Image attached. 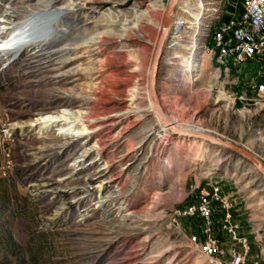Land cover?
Returning a JSON list of instances; mask_svg holds the SVG:
<instances>
[{
    "label": "rangeland",
    "instance_id": "1",
    "mask_svg": "<svg viewBox=\"0 0 264 264\" xmlns=\"http://www.w3.org/2000/svg\"><path fill=\"white\" fill-rule=\"evenodd\" d=\"M168 3L0 0V42L30 18L34 36L45 37L0 51V264H217L203 253L201 219L183 212L213 183L233 202L252 258L263 257L264 177L225 149L163 130L149 109ZM240 8V0H180L176 19L190 23L172 29L158 93L180 126L230 139L264 162L254 60H229L227 72L204 47L209 27L214 48L217 26ZM74 114L95 125L75 126ZM223 213L214 204L229 261L240 245L222 228Z\"/></svg>",
    "mask_w": 264,
    "mask_h": 264
},
{
    "label": "built area",
    "instance_id": "2",
    "mask_svg": "<svg viewBox=\"0 0 264 264\" xmlns=\"http://www.w3.org/2000/svg\"><path fill=\"white\" fill-rule=\"evenodd\" d=\"M241 11L232 16L227 22L219 24L213 33L214 48L207 45L213 27L206 33L204 47L211 50L213 56L227 72L231 69L229 60L233 63H246L258 60L263 69L259 71L262 78L251 77V92L261 100L251 99L255 105L264 110V0H240ZM216 22H220L224 13L219 11ZM214 22L213 24H215ZM241 99L250 100L247 93ZM263 101V103L261 102ZM209 189L202 188L198 195L197 204H189L184 209V214L202 221L200 244L203 253L210 259L220 264H262L264 255L251 256V243L247 236L239 234L240 223L236 221L233 213V202L226 196L218 183L209 185ZM219 203L223 208L222 228L228 232L234 243L231 248L230 260H223L226 254L224 242L216 233L213 216L214 204ZM196 239V237H195Z\"/></svg>",
    "mask_w": 264,
    "mask_h": 264
},
{
    "label": "water",
    "instance_id": "3",
    "mask_svg": "<svg viewBox=\"0 0 264 264\" xmlns=\"http://www.w3.org/2000/svg\"><path fill=\"white\" fill-rule=\"evenodd\" d=\"M179 6L180 0H169V3L166 6L162 30L156 46V51L150 71V97L151 101L154 103L157 109L158 117L173 134L189 139H196L199 141L202 140L212 146L225 149L228 152L232 153L236 158H241L251 163L256 171L264 177V162L255 152L239 145L238 143L230 139L222 138L205 130L199 128L182 127L170 118V116L162 106V102L158 93L159 69L162 56L168 43V38L174 27V20L176 18V12Z\"/></svg>",
    "mask_w": 264,
    "mask_h": 264
},
{
    "label": "bare ground",
    "instance_id": "4",
    "mask_svg": "<svg viewBox=\"0 0 264 264\" xmlns=\"http://www.w3.org/2000/svg\"><path fill=\"white\" fill-rule=\"evenodd\" d=\"M184 3H188L187 1H183ZM200 7H203V4H200ZM203 13L198 12L195 16L197 17V19H200L202 17ZM179 20H177L175 18L174 20V26L175 25H181L182 23H190V22H187V21H182L180 20V18L178 17ZM35 24V19L33 18H30V19H27L26 21L24 22H21L17 27L16 29L9 35V37L3 41L0 42V51L1 50H10V51H14L16 53L20 52L21 50L29 47L30 45H32L33 43L37 42V41H41V40H44L45 37H35L34 34H33V30H34V25ZM194 52L192 53V55L188 56L187 57V65L189 66L190 69H193V66H194V62H193V58H194ZM178 55H181V54H177ZM221 95L224 97V98H228L225 94L224 91H222ZM149 109L151 111H153L155 113V115L157 113V109L154 105V103L151 101L150 104H149ZM74 125H79L80 122L81 124H85L83 128H86V129H89L91 127L92 124L95 123V121L91 118H88L87 119V116L85 115H78V114H74ZM55 117H51V116H48V117H45V119L47 120V122H50V123H53V122H56L54 120ZM91 119V120H89ZM95 125V124H94ZM162 125V129L163 130H169L168 127H166V125L164 123H161ZM183 127V126H182ZM187 128V127H185ZM217 263V262H216ZM217 264H220L219 262Z\"/></svg>",
    "mask_w": 264,
    "mask_h": 264
},
{
    "label": "crops",
    "instance_id": "5",
    "mask_svg": "<svg viewBox=\"0 0 264 264\" xmlns=\"http://www.w3.org/2000/svg\"><path fill=\"white\" fill-rule=\"evenodd\" d=\"M241 11V8L239 10V12ZM238 12V13H239ZM237 13V14H238ZM249 64H254L255 65V70H253L252 74H250L251 77H256V78H262V75H259V71L263 69L261 63L258 60H254L253 62H250Z\"/></svg>",
    "mask_w": 264,
    "mask_h": 264
}]
</instances>
